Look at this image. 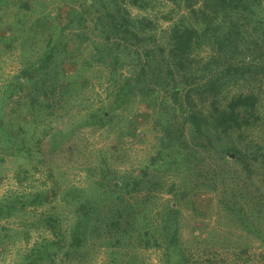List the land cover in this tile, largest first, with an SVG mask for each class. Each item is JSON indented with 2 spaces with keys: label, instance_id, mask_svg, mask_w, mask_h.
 Listing matches in <instances>:
<instances>
[{
  "label": "rangeland",
  "instance_id": "374dc122",
  "mask_svg": "<svg viewBox=\"0 0 264 264\" xmlns=\"http://www.w3.org/2000/svg\"><path fill=\"white\" fill-rule=\"evenodd\" d=\"M173 6L171 2L163 1L155 8L145 11L128 4L132 15L146 14L152 17L161 29H165L169 23L163 14L174 10ZM258 9V12L264 11V0H260ZM101 12L98 5H93L90 0H0V96L6 84L13 80V75L39 56L46 46L47 39L58 32L59 25H66L60 41H64L66 50L72 51L58 58V63L65 61L64 71L72 72L75 68H80L83 58L90 56L98 42L112 44L115 51L117 43L120 49L124 48L123 39L114 38V34L106 30L108 20ZM46 16L54 18L51 23L44 22ZM241 27L243 28V25ZM250 30L251 27L248 26L245 31L248 34ZM128 46L130 49L138 48V52L147 46L152 49L150 44ZM198 52V57L204 62L212 50L205 45ZM155 57L157 60L150 62V66L162 69L160 56L156 54ZM247 57L238 62L247 64ZM135 59L131 69H138L140 66L137 55ZM109 66L110 63L102 65V73L99 68L86 70L85 73L82 70L87 82L83 88H78V91L88 97L91 105L98 106L109 100L108 90L111 85L106 78ZM120 71H127V67ZM247 77L231 82L223 95L229 97L239 92H257L261 101V119L251 131L240 132L241 136L233 133L232 139L238 144L251 142L250 145L259 143L264 146V82L254 80L252 75ZM62 83L66 84L67 80L63 79ZM30 88L31 81L27 82L21 91L12 93L8 100L0 105L4 129L16 135V139L8 143L0 132V199L15 192L37 188H46L47 193H54L55 197L44 204L27 206L0 218V264L20 263L29 255L32 245L39 243L43 237L51 240L59 238L60 248L55 249L54 246L48 249L49 256L36 260L34 264H111L109 250L100 245L97 232L92 226L97 227L105 223L104 218H107L120 202H132L141 207L145 190L137 192L133 187L137 180L146 177L162 181L163 190L159 193V199L143 202L145 212L140 218L142 226L154 230L159 220L158 211L167 202L175 204L179 209L178 237L181 250L175 252L177 254L173 255L169 264H205L211 261L217 264H264V163H252V170L248 173L240 171L237 164L234 178L228 179L226 187L220 182L216 188L201 184L196 187L195 192L189 191L175 203L173 192L166 190L171 181L179 184L183 179L179 173H175V164L177 161L178 164H183L184 159H181L183 156H176L175 152L183 149L185 153L190 147H195L190 135L191 128L187 123H183L182 114L177 113L176 118L169 124L174 131L171 132L172 135H177V138L161 139L164 130L157 117V111L152 113L142 100L130 97L122 107L114 110L112 119L102 127L77 122L72 128H66L68 123L65 119L57 125L59 131L53 135L55 138L50 135L41 139L42 117L35 120L26 114L31 109ZM198 96V105L206 110L209 99L204 95ZM56 102L58 103V100ZM79 115L75 112L73 119ZM26 119L30 121L26 122ZM128 127L134 132L128 131ZM50 140L52 145L48 148L47 143ZM19 143L21 147H16ZM163 145L165 149L162 148ZM26 147L34 148L31 154L26 152ZM196 148L202 159L216 162V165L210 166V171L219 173L217 165H220L221 159L215 152L200 150L197 146ZM156 151L161 152V157H153ZM102 156L107 159V165L116 171L114 175L124 187L100 205V213L90 223L91 226L85 227L84 233L76 232L84 239L80 246H74L70 231L74 227L75 219L73 206L69 203L80 193L98 194L97 188L91 187V182L101 178ZM150 158H155L153 161L156 168L148 173L145 163ZM228 158L235 163L231 153ZM24 169H28V173L25 174ZM112 178L103 180L106 185L101 191L109 193L113 189L116 190ZM235 183L238 199L235 207L241 211L243 209L246 213V221L243 223L238 216L241 212L236 213L237 209L230 212L221 202L231 197L232 185ZM70 186L79 188L66 191ZM50 211H56L60 217L63 234L59 237L40 221V218ZM136 243L137 240L132 238L130 244L122 249L119 264L129 263L126 254L129 251L135 254V259L130 264H168L161 248H144L136 246ZM45 251L42 250L43 254L39 257L46 255Z\"/></svg>",
  "mask_w": 264,
  "mask_h": 264
},
{
  "label": "trees",
  "instance_id": "16d2710c",
  "mask_svg": "<svg viewBox=\"0 0 264 264\" xmlns=\"http://www.w3.org/2000/svg\"><path fill=\"white\" fill-rule=\"evenodd\" d=\"M90 1L93 5H98V10H102L101 13L107 18L106 30H110L114 38L123 39L124 48L120 49L117 43V51H115L112 44L98 42L90 56L83 58L80 68H75L72 72L64 71L65 61L58 63V58L72 51L66 50L64 41H60L66 25H59L58 32L47 39L46 46L39 56L22 66L13 75V80L6 84L0 96V105L5 103L12 93L21 91L24 85L31 81L29 90L31 109L26 114L34 117L35 120L42 117L41 139L45 136H53L59 131L57 125L65 119L68 123L66 128H72L77 122L102 127L112 119L114 110L122 107L130 97L142 100L152 113L157 111V117L164 130L161 139L162 137L166 140L177 138V135L176 137L172 135L174 131L169 124L176 118L177 113L182 114L183 123H187L191 128L190 135L193 137L195 147H190L185 153L183 149L175 152V155L180 158L183 156L181 159H184L183 164H178V161L175 164V173H179L183 179L181 178L179 184L171 181L166 189L168 192H173L175 203L189 191L195 192L196 187L201 184L216 188L217 183L220 182L226 187L229 183L228 179L234 178L237 164L240 166H238L240 171L248 173L252 170V163H264L263 145L259 143L250 145L251 142L238 144L232 139L233 133L238 135L243 131H251L261 119L259 95L253 91L239 92L229 97L223 95L231 82H236L244 76L246 79L247 75H252L254 80L260 83L264 82V11L258 12L260 0ZM163 1H169L176 6H173L174 10H168L163 14L169 21L165 29H161L156 21L146 14L132 15L128 7L129 4L138 10L146 11L155 8ZM53 19L51 16H46L44 22L51 23ZM248 26L251 30L247 34L245 30ZM128 44L137 47L150 44L152 49L147 46L138 52V48L130 49ZM205 45L209 46L212 53L203 62L202 58L198 57V51ZM156 54L161 58L162 69L150 66V62L157 60ZM135 55L139 57L140 66L138 69H131L130 66L136 60ZM245 57L249 59L247 64L238 62ZM109 63L110 66L106 71V78L111 85L108 90L109 100L98 106L91 105L88 97L78 91V88H83L87 82L84 73L86 70L93 71L97 68L102 73L100 67ZM124 67H127V71H120ZM63 79L67 80L66 84L62 83ZM198 95H204L209 99L206 110L198 105L196 98ZM73 109L80 114L76 119H73L75 117ZM2 120L0 107L1 135L6 142H13L16 135L4 129ZM128 131L134 132L130 127ZM19 144L16 147H21V143ZM49 145H52L51 140L47 143L48 148ZM196 146L200 147V150H212L221 159L220 165H217L219 173L210 171V166L216 165V162L202 159ZM162 148L165 149V145ZM33 150V147H26V152L30 154ZM36 152L39 154L38 149ZM230 153L233 154L235 163L228 158ZM153 157H161V152L156 151ZM102 158L101 178L91 182V187H96L98 194L80 193L69 203L73 206L72 213L75 219L74 227L70 231V236L75 242L72 243L74 246H80L83 242L84 237L77 234L84 233L85 227L91 226L90 223L100 213V205L113 193L118 194L124 187L114 175L116 171L107 165V159L104 156ZM153 159L155 158H150L145 163L148 173L155 171L156 163ZM178 168L181 170L177 171ZM24 172L28 173V169H24ZM105 178L113 179L116 190L113 189L109 193L101 191L105 189L106 184L103 181ZM236 185V183L232 185L231 197L221 202L226 210L231 212L237 209L236 213L241 212L238 216L243 223L246 221L244 217L246 213L243 209L241 211L235 207L238 201ZM162 186L163 182L158 179L140 178L133 190L137 192L145 190L141 207L132 202H120L113 212L104 218L105 223L97 227L92 226L97 232L100 245L109 250L111 264L120 263L122 249L130 244L132 238L137 240L136 246L161 248L168 264L171 263L175 252L181 250L178 237L179 209L175 204L167 202L160 207L159 220L154 230L141 225L140 218L145 212L143 202L159 199ZM72 188L79 187L70 186L66 191ZM52 197H55V194L49 195L46 188L29 189L15 192L9 197L4 196L0 199V218L27 206L44 204L53 199ZM40 221L57 237L63 234L60 217L56 211H50L49 214L41 217ZM59 241V238L51 240L43 237L39 243L32 245L29 255L16 264H34L36 260L49 256L47 250L54 246L55 249H59ZM42 250H46L47 254L45 251L46 255L39 257L43 254ZM126 254L130 264L135 259V254L132 251ZM205 264L217 263L211 261Z\"/></svg>",
  "mask_w": 264,
  "mask_h": 264
},
{
  "label": "water",
  "instance_id": "95a60500",
  "mask_svg": "<svg viewBox=\"0 0 264 264\" xmlns=\"http://www.w3.org/2000/svg\"><path fill=\"white\" fill-rule=\"evenodd\" d=\"M233 155V154H232Z\"/></svg>",
  "mask_w": 264,
  "mask_h": 264
}]
</instances>
